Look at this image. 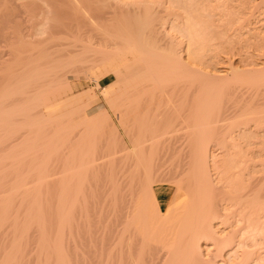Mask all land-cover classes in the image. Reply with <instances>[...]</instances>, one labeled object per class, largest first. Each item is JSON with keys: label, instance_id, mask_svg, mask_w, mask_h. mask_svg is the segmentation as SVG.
<instances>
[{"label": "bare ground", "instance_id": "bare-ground-1", "mask_svg": "<svg viewBox=\"0 0 264 264\" xmlns=\"http://www.w3.org/2000/svg\"><path fill=\"white\" fill-rule=\"evenodd\" d=\"M223 2L0 0V264H264V47Z\"/></svg>", "mask_w": 264, "mask_h": 264}, {"label": "rangeland", "instance_id": "rangeland-1", "mask_svg": "<svg viewBox=\"0 0 264 264\" xmlns=\"http://www.w3.org/2000/svg\"><path fill=\"white\" fill-rule=\"evenodd\" d=\"M220 1L222 2L223 0H220ZM223 3H225V6H227V8L229 10L231 9L232 12H234V13L237 12V15L241 16V20H242L241 21V26H242L241 27L242 28L241 29V32H242L241 40H242V49L244 50L242 52H245V48H246L245 53H247V51H249L250 53L252 52V54H253L257 50V48H256L257 46L254 44V38L261 41L260 48L261 47L263 48L264 47V0H233V1L232 0H224ZM238 12H239V14H238ZM250 35L253 37H251ZM245 37H247V38L251 37V38L247 39ZM251 40H253V41H251ZM250 42H252V43H250ZM2 45H4L3 42H2V44L0 42V51H5L6 47L3 48ZM255 48H256V50H254ZM233 57L235 58V59L234 58L232 59L234 65L239 66L242 64L241 61L239 62L240 59L237 55H235ZM220 69H224V67L223 68L220 67ZM5 77H6V73H4V72L0 73V80L4 79ZM105 83H106V81H103L102 85H104ZM82 84H83V87H86L88 85V83L85 81H83ZM99 100L101 101V102H99V104L105 106V104H103L104 102H102L100 96H99ZM212 153H213V155H212ZM212 153H211V155L217 160L216 163H219L218 162L219 157L220 158L222 157L221 154L216 153V151H213ZM168 165L169 164H167V167H168ZM165 166H166V164H165ZM169 166H171V165H169ZM229 168H231L230 165H229ZM161 170L164 171V168H161ZM186 171L187 170H185L183 173H186ZM224 171H225V169H224ZM248 172H249V174H248L247 178H251V177H255V175H256L255 172H257V171H255L253 173L251 172V174H250V171H248ZM248 172H246V173H248ZM211 173H213L212 170H211ZM227 173H228V175H230V174L232 175L231 172H230V174H229V172H227ZM215 175L216 174L213 173L212 176L216 177ZM246 175H244V177H246ZM232 179H233V175H232ZM242 209H243V207H242Z\"/></svg>", "mask_w": 264, "mask_h": 264}]
</instances>
